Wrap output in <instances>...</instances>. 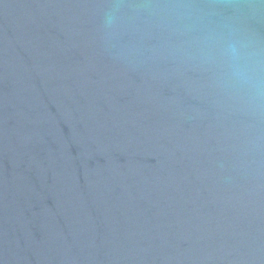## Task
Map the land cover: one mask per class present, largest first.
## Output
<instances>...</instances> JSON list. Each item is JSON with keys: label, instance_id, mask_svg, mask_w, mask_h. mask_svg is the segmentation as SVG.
Wrapping results in <instances>:
<instances>
[{"label": "water", "instance_id": "water-1", "mask_svg": "<svg viewBox=\"0 0 264 264\" xmlns=\"http://www.w3.org/2000/svg\"><path fill=\"white\" fill-rule=\"evenodd\" d=\"M213 2L0 0V264H264V9L240 84Z\"/></svg>", "mask_w": 264, "mask_h": 264}, {"label": "clouds", "instance_id": "clouds-1", "mask_svg": "<svg viewBox=\"0 0 264 264\" xmlns=\"http://www.w3.org/2000/svg\"><path fill=\"white\" fill-rule=\"evenodd\" d=\"M258 8L264 9V0H215L206 6L177 5L173 14L185 30H206L205 43L220 45L233 79L251 85L260 54L253 50L242 21ZM225 9L230 11L226 13Z\"/></svg>", "mask_w": 264, "mask_h": 264}]
</instances>
